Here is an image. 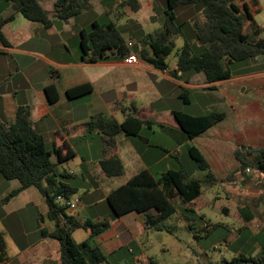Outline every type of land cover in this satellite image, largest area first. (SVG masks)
I'll list each match as a JSON object with an SVG mask.
<instances>
[{"label":"crops","instance_id":"crops-1","mask_svg":"<svg viewBox=\"0 0 264 264\" xmlns=\"http://www.w3.org/2000/svg\"><path fill=\"white\" fill-rule=\"evenodd\" d=\"M53 2L39 0L41 6L50 12L53 9ZM236 5L242 13L246 12L247 8L251 14V19L244 22L243 32L252 35L256 30H260L259 35L264 38V0H239L236 1ZM15 9L6 15H2L0 11L1 18L9 14L14 15V18L1 28L8 45L0 42V122L10 125L15 120L18 108L28 110L31 124L43 136L47 149L51 150L55 146L61 148L62 153L71 149L73 157L65 159L62 163L66 164L79 156L82 164L86 165V169L80 175L90 184L88 188L83 189L88 190L87 193L92 187L91 182L99 184V181L113 178L106 177L97 168L98 161L104 157L116 154L122 163L123 159L128 157L135 164V168L137 167L131 176L142 169L151 172V167L160 165L167 154L175 157L178 152L176 149L171 151L165 145L152 144L143 137L141 132L145 128L154 131V128L158 127L160 131L167 132L166 134L178 146H186L187 154L189 148L195 149L207 161L214 174L217 173L213 166L215 162L217 164L223 162L222 165L239 163L235 158V152L238 149L244 150L241 142L246 140L252 142L255 148L264 146V55L244 61L239 72L232 73L227 79L207 82L200 72L188 73L185 78L179 79L169 73L176 68V57L172 67L167 64L164 70L141 61L142 59L137 56L138 52L136 54L131 51L127 55H136L137 62L134 64H127L124 61L127 55L118 58L112 54L105 60L82 61L79 47L80 32L89 28L94 20H98L97 18L77 24L73 21L74 17L67 21L55 17L52 18V25L44 28L39 23L27 20ZM117 25L119 27L120 24ZM127 44L132 45V42ZM19 60L21 63H18ZM125 68L131 70H124ZM177 74L181 75L180 72ZM84 83L92 85L91 93L72 99L67 97L66 90ZM50 84H54L58 92V99L53 103L48 102L45 92V87ZM180 89L197 91L201 97L205 96L209 101L212 111L224 113L221 120L189 141H184L177 132L179 125L172 114L173 110H182L170 104L171 101L175 102ZM127 94L131 97L130 108L120 106L123 96ZM138 94L143 95L148 101L140 106L134 105V97ZM161 100L167 102L166 105L162 103L159 105L158 102ZM118 111L121 115H118ZM129 113L149 121L141 127L136 136L142 142L134 145L130 136L117 134L114 138V147H109L111 149L109 152L104 151L101 158L90 159L91 165L88 166L85 155L80 154L76 148L83 147L84 143L92 148L93 136L101 139L102 146L106 145V142L100 130L90 131L86 123L97 115H101L105 120L121 123ZM159 123L168 127H160ZM88 134L93 136L88 139ZM252 156L256 160L257 156L255 154ZM52 160L57 162L55 155H52ZM168 169L172 168L151 173L158 179ZM57 172L70 176L77 175L64 169L58 170V165ZM2 186L7 184L0 180V187ZM18 186L19 184L14 189ZM111 189L113 188L105 189V199ZM8 193L9 191L2 193L0 201ZM26 205L36 207L40 215L41 223H37L39 231L44 229L50 232L54 229V222L46 218L48 209L45 199L35 187L24 189L0 207L5 214H9ZM89 209L90 206L84 208L78 204L74 208L68 207L67 213L80 221L91 219L98 222L109 216L110 210L107 208L104 213L91 214ZM147 229L144 214L131 211L114 219L107 231L94 238V245L104 253L114 252L118 247L143 235ZM76 232L75 229L72 237L77 242L79 232ZM20 236L18 233L15 235L17 239ZM8 244L6 248L10 249V252L7 251L8 258L5 264H49L50 261L60 264L59 243L55 239L41 236L40 233L31 241L23 243L12 241L11 247H8Z\"/></svg>","mask_w":264,"mask_h":264},{"label":"trees","instance_id":"trees-1","mask_svg":"<svg viewBox=\"0 0 264 264\" xmlns=\"http://www.w3.org/2000/svg\"><path fill=\"white\" fill-rule=\"evenodd\" d=\"M6 4L15 5L24 18L41 24L44 28L52 25V18L67 21L91 7L89 0H54L53 9H44L39 0H2ZM166 8L159 13L160 27L148 33L142 43L147 49L138 51L140 59L154 68H167L166 58L174 51L175 37L185 38L184 23L176 22L175 8L184 4H201V12L193 21V32L196 42L201 45L198 53L192 50L191 44L185 39L183 45L176 50V68L169 73L176 78H185L188 73H202L207 82H214L231 77V66L234 62H244L257 56L264 55V38L260 37V30L252 35L243 32L244 22L251 19L247 11L242 13L236 5L239 0H165ZM132 9L137 11L136 0H129ZM14 18L13 14L0 17V42L8 45L1 28ZM79 47L81 60L95 62L108 59L112 54L122 58L129 53V47L121 30L112 20L100 22L94 20L89 28L80 32ZM180 72L181 75L177 73ZM92 85L84 83L66 90L68 98H77L92 92ZM48 102L58 99V92L54 84L45 87ZM179 97L190 102L186 89H182ZM179 129L177 132L184 141H189L206 131L224 117L223 112L210 111L205 114L192 115L184 111L173 110ZM149 123L133 114H127L121 123L114 120H105L101 115L94 116L86 123L91 131H101L108 147H114V138L123 133L126 136L136 137L141 127ZM160 127L167 128L163 124ZM172 130V129H171ZM111 149H109L110 151ZM108 151V152H109ZM256 160H249L246 152L238 149L235 158L240 166L251 167L264 176V146L254 148ZM190 158L200 171H204L202 178L191 177L184 168L168 169L158 179L148 169H142L131 176L125 183L111 189L106 196L111 215L101 221L91 219L78 220L67 213L66 201L73 197L78 188L71 187L58 177L70 176L67 173H58L57 165L69 157H73L71 149L62 153L61 148L47 149L43 136L32 126L29 112L25 108H18L15 120L10 125L0 122V176L7 180H17L19 186L11 190L1 201L0 206L11 197L24 189L35 187L43 195L47 205L46 218L54 222V229L50 232L41 229L43 237L55 239L59 243L60 264H93L105 259L104 253L98 246L89 248L95 237L107 231L111 222L122 215L135 211L145 216L147 228L161 229L159 223L176 212L172 200L174 197L182 199L188 204L196 200L202 193V186L213 185L217 181L216 175L210 169L207 161L196 152L188 149ZM55 155L57 162L52 160ZM97 168L106 177H116L124 173V165L116 155L100 159ZM60 195L64 201L57 200ZM185 213V214H184ZM187 213V214H186ZM189 213L195 210L185 206L184 217L191 226L195 219ZM245 221H250L253 215L247 208H240ZM200 219L203 215L199 216ZM77 228L89 229L90 238L77 243L72 232ZM260 251L258 254L239 253L230 260L223 259V264H264V226L256 234ZM8 258L6 245L0 233V264H5ZM91 259V260H90ZM206 264H214L208 262Z\"/></svg>","mask_w":264,"mask_h":264},{"label":"rangeland","instance_id":"rangeland-1","mask_svg":"<svg viewBox=\"0 0 264 264\" xmlns=\"http://www.w3.org/2000/svg\"><path fill=\"white\" fill-rule=\"evenodd\" d=\"M89 1L91 7L75 16L73 21L78 24L97 18L100 22L112 20L116 25L120 24L119 28L122 30L126 43L132 42V45L128 46L130 47L129 51L136 54L142 48L147 49L142 40L148 33L160 27V22L157 19L159 13L166 8L165 0H136L139 6L137 11L132 9L128 3L129 0ZM1 2L0 11L2 15L14 11L15 5L11 6L3 1ZM200 9V3L178 5L175 8L176 22L184 23L185 38L182 36L175 37L174 51L166 58L169 67L174 64L175 52L183 45L185 39L191 44L195 53H198L202 48L196 42L193 32V21L200 14ZM137 56L139 57L138 54ZM18 63H21V61L19 60ZM242 65L243 62L234 63L231 66L232 73L236 74V71L238 73ZM124 70L130 71L131 69L125 68ZM186 90L190 102H185L184 98L179 97L178 93L175 102H170L174 108L195 115L212 111L213 108L209 106V101L205 99V96L201 97L194 90ZM181 91L180 89L179 92L181 93ZM130 99L131 97L128 94L125 97L123 96L120 106L132 107ZM134 101V105L140 106L148 100L143 95L138 94L134 97ZM161 103L166 105L167 102H164V100L158 102L159 105ZM118 115H121L120 111H118ZM118 117L120 118V116ZM166 133L160 131L158 127H155L154 131L145 128L141 132V135L146 137L152 144L165 145L171 151H174V149L178 151L175 157L167 154L160 165L151 167V172L156 173L160 169L166 168H184L191 177L202 178L205 172L196 167L195 162L187 154L186 146H178ZM92 136L93 134H88V139ZM93 137L92 148L86 143L84 144L87 146L76 148L80 154L85 155L88 166L91 165L89 163L90 159L101 158L104 151H109L107 145H101L99 137ZM130 137L134 145L142 142L139 137ZM240 144L244 145L242 152H246V155L249 156L248 159L255 161L252 156L255 153L251 151L255 148L252 142L246 140V142ZM164 154L162 153V155ZM222 163H213L214 168L217 169L215 174L217 181L213 185L204 184L202 193L196 200L185 204L181 198H173L176 212L159 223L161 229L148 228L143 235L137 236L124 246L118 247L114 252H103L106 256L105 259L93 264H123L124 261L126 264H206L209 261L214 264H223V259L230 260L239 253L258 254L260 248L256 234L264 226V176L254 168L241 167L240 163L233 165H222ZM123 165L125 168L123 175L106 181H99V184L91 182L92 187L89 189V193L86 192L88 190L77 189L73 196L80 199L78 204L84 208L90 206V214L104 213L106 208L109 210L110 208L104 198L105 189L117 187L137 169L128 157L123 159ZM62 169L79 175L86 169V165L82 164L80 157L77 156L66 164L59 163L58 170ZM0 180L7 184V186L0 187V195L10 192L19 184L15 179L7 180L1 176ZM185 206L195 210V214L189 213L192 217H195L191 221V226H188L184 217L185 213L183 214ZM240 208H247L253 218L250 221H245L240 213ZM110 215L111 212L109 211ZM200 215H203L202 219L199 218ZM39 219L40 215L36 207L32 205L23 206L20 210L9 214H5L2 207H0V233L5 245L7 246V243H9L8 247H11L12 241L23 243L35 239L40 233L37 228ZM204 222L206 226H204ZM76 230L79 232H76L79 234L76 238L77 242L82 241V239L89 240V229L77 228ZM17 233L21 235L18 238L19 240L15 237ZM93 244L94 240L90 242L89 248ZM9 250L6 248V251L10 252ZM49 264L58 263L50 261Z\"/></svg>","mask_w":264,"mask_h":264},{"label":"water","instance_id":"water-1","mask_svg":"<svg viewBox=\"0 0 264 264\" xmlns=\"http://www.w3.org/2000/svg\"><path fill=\"white\" fill-rule=\"evenodd\" d=\"M244 148H242L243 150ZM63 182L68 183L71 187L78 188V189H85L90 186L82 177V175H76V176H63L60 175L58 177Z\"/></svg>","mask_w":264,"mask_h":264},{"label":"built area","instance_id":"built-area-1","mask_svg":"<svg viewBox=\"0 0 264 264\" xmlns=\"http://www.w3.org/2000/svg\"><path fill=\"white\" fill-rule=\"evenodd\" d=\"M130 45V44H129ZM124 61L127 64H134L137 62V57L135 54H129L125 57ZM57 200L59 201H64V198L61 197L60 195L57 196ZM79 203V198L78 197H72L69 200L66 201V204L69 208H74L77 204ZM204 226H206V223L204 222Z\"/></svg>","mask_w":264,"mask_h":264}]
</instances>
